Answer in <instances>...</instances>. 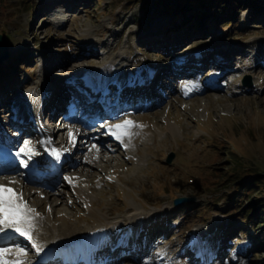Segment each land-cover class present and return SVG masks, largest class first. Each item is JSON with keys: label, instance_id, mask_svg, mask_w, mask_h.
I'll return each mask as SVG.
<instances>
[{"label": "rangeland", "instance_id": "1", "mask_svg": "<svg viewBox=\"0 0 264 264\" xmlns=\"http://www.w3.org/2000/svg\"><path fill=\"white\" fill-rule=\"evenodd\" d=\"M146 8L142 0H0V34L7 39L8 54L0 63L8 72L0 76V99L9 98L3 122L9 118V104L33 108L47 87L65 97L62 104L74 100L76 78L85 71L128 73L140 62L163 65L152 97L139 101L125 93L128 101L122 107L129 108L117 117L111 109L109 118H103L96 106L89 115L78 111L59 130L45 125L48 115L37 120L35 132L50 134L62 153H69L70 165L52 184H33L18 172H3L12 182L2 180L43 219L42 226L34 223L30 244L21 239L9 243V260L35 264L34 250L53 237L111 225L116 229L110 238L122 231L119 240L131 236L138 247L106 252L95 264H196L197 250L222 253L217 264H264L261 227H249L236 212L249 199H264V186L251 188V196L245 187L257 175L264 182V14L242 8L231 31L218 23L193 27L189 21L184 24L185 17L148 13ZM197 53L205 62H191L189 57ZM184 59L185 68L176 69ZM218 76L217 90L201 89L208 78ZM247 76L250 86L244 84ZM187 89L195 92L188 95ZM124 119L141 126L131 135L134 150L121 143L120 149L113 148L107 140L113 136L111 123ZM3 126V140L12 139ZM57 139L63 142L57 144ZM21 144L38 155L44 140L23 138ZM170 154L174 157L168 164ZM238 163L243 168L236 176L232 171ZM245 176L249 179L240 180ZM240 183L244 188L238 196ZM179 197L194 202L175 208L172 201ZM232 197L238 202L229 208ZM138 208L141 215H152L146 224L129 222ZM191 231L203 236L192 247Z\"/></svg>", "mask_w": 264, "mask_h": 264}, {"label": "bare ground", "instance_id": "2", "mask_svg": "<svg viewBox=\"0 0 264 264\" xmlns=\"http://www.w3.org/2000/svg\"><path fill=\"white\" fill-rule=\"evenodd\" d=\"M55 5H57V4H55ZM209 23H211V22H209ZM192 58H193V56H192ZM199 58L201 59L199 61L201 63L205 60L204 59L205 57H199ZM189 59L192 62L191 57H189ZM185 60L186 59L183 60V62H184L183 65H185V63L187 64V61H185ZM167 62H170V60L167 61ZM183 65H182V69L185 68V66H183ZM162 68H163V65H161V64H159V65L156 64L155 67L148 68V67L145 66V64L143 62H140V64L136 63V65H134V69L132 71H130L128 73H124L123 75L121 73H120L121 75L117 74L113 70L109 71V69L96 70V71H93V72H92V70L91 71H85L81 75H79L81 77L75 83L79 85L80 84L79 82H82L81 79L83 77H85V78L88 77V79L91 82H94L95 80L98 81V80H100L102 78H108V80H109L108 82H110V81L113 82L114 85H118L119 88H121L123 86H126V84L128 82H130L132 86H135L137 84H142L143 88H140V90L137 91L136 97H137V99L139 98V100H146V99L149 100V98L152 97L151 96L152 86H154L156 84V81L158 80L159 73L161 72ZM179 70H181V67L179 68ZM147 75H149V77H150L149 80L147 78ZM148 83L150 85L148 87L144 88V86H146V84L148 85ZM211 83H212L211 84L212 87L210 88V90H217L216 87L214 86L215 82L213 81ZM46 89H47L46 90L47 92L45 93V96H44L43 101H42L43 105H46V106H43L44 109L50 110L49 107L52 106V107H54L53 108L54 112H58V110L61 108L60 107L61 104L63 103V101H65V97H57L56 94H54V91H53L54 89L53 88L47 87ZM123 91L125 93H129L127 86H126V88L123 89ZM73 95H74V98H77V100H78V104H77L78 108L81 109V110H86L87 109L89 111L90 108H88V107H91L93 103H89V102L85 101L84 97L78 91H74ZM93 99L94 98H92L90 100L93 101ZM8 101H9L8 95H6L2 100L0 99V114H3L2 113L3 107L7 105ZM115 105H117V104H115ZM153 105L154 104L151 103L150 107H152ZM53 118L54 117H51L50 121H52ZM57 121H58V119L54 120L55 123ZM5 123L8 125L9 129L12 130L13 134L17 133V135H18L16 138L9 139L6 143L14 145L20 139H22V137L27 138V139L35 142L36 140H38L39 136L40 137L44 136L46 138L45 139V143H44V146H45L44 147V151L49 153V154H51V153H53L55 151L54 150L55 147H53V145H54L53 144V140L50 139V137H51L50 134L45 133V132L43 133L45 135H41L40 133L37 134L35 132V130L32 129V127H30L28 124H26V123H21L20 124L18 121H15V122L6 121ZM56 125L61 126V123H59V124L56 123ZM138 126H139L138 128L141 127L140 125H138ZM171 128H173V127H171ZM132 130H136L135 127L130 129V131H132ZM82 131L83 130H80V132H82ZM72 136H74V135H72ZM56 142L59 144V143H62L63 140L62 139H59V140L57 139ZM119 142H121L122 144L125 145L126 150H128V149L130 150L133 147V145L131 143V138L128 137V136L123 137L121 140H119ZM68 144L71 145V141H69ZM111 146H113V148L114 147L116 148V144L111 145ZM116 149H118V148H116ZM57 151H58V153L56 154V156H57V158L62 160L61 167H62V169H64L63 167H64L65 164H69L70 165V161H68L69 156L67 154H64V152L61 153L62 151L60 152L58 149H57ZM0 169H2V171L0 170V184H7V183L4 182L5 178H8L9 182H12V181H10V178L7 175H5L3 172L7 171V170H13V171H15V170L14 169H9V167H0ZM28 176H30L29 173H28ZM28 176H24L23 178L27 179L28 181H31L32 183H38V181H44V183L47 182L48 184H52V183H55L56 181H58V176L56 177V176H53V175H51L50 177H47V179H45V180H47L46 182H45L44 179L36 181V180H34L35 178H33V177L30 178ZM139 210H141V209L138 208V209L134 210L135 213L133 214L134 216L131 217V221L135 222L136 223L135 225H139L141 223L146 224L147 221L149 220V218H152L151 217L152 215L151 214H149V215H141L142 213ZM33 217H34L33 224L34 223H40L41 220H43L42 218L37 217L35 214H33ZM135 219H137V222H136ZM42 223H43V221L40 224L41 226H42ZM40 225H35V227L39 226L38 229H40V228L43 229ZM98 226H101V225H98ZM105 229H106V226H104V230ZM12 235L13 234L10 232L8 235L3 237L4 240H0V247L7 248V247H4V246H7L6 245L7 244V242H6L7 240H10L12 237H14ZM101 235H102V232L92 231V230L86 232V234H84L82 236L78 235L76 233H73V232L70 235H68L69 237H67V236H65V237L64 236H55L54 235L55 237L50 239L48 241V244L50 243V244L56 246L57 249L55 251L59 252V254H61V256H65V255L66 256H68V255L75 256V255H78L81 252L91 253V247H96V246L100 245L101 242L107 241V239H104ZM60 237H63V238H60ZM202 238H203L202 235H200L199 233H196L194 239L190 240V246L192 247L195 243L200 242L202 240ZM40 244H42V243H40ZM121 245L123 247H126L125 244H123V243ZM101 254L102 253L99 252V255H101ZM197 254L199 255L200 258H203L202 251L197 250ZM221 255H223V254L221 253ZM213 258H214V256H211L210 260H212ZM202 260L204 261V259H202ZM87 264H89V260L87 261Z\"/></svg>", "mask_w": 264, "mask_h": 264}, {"label": "trees", "instance_id": "3", "mask_svg": "<svg viewBox=\"0 0 264 264\" xmlns=\"http://www.w3.org/2000/svg\"><path fill=\"white\" fill-rule=\"evenodd\" d=\"M28 1V0H27ZM30 1V0H29ZM147 4L146 11L148 13L157 12L158 14H167L174 17H185V21H193L192 24H201V22H206L208 24L209 20H212L215 23V26L218 24L229 26L231 31H235L234 27L238 25V13L242 8L250 9L254 13L264 14V0H142ZM20 4H24L25 0H19ZM202 10V11H200ZM254 15H250V19H253ZM218 23V24H217ZM203 26V24H202ZM19 58V57H18ZM25 60V57L21 58V61ZM18 61H20L18 59ZM18 66H22L20 62L16 63ZM5 72L3 68H0V75L3 76ZM237 159V157L235 156ZM236 166H239L236 168ZM241 164L234 165L232 172H235L237 176V171L241 170ZM240 177L234 179V182H237L239 179H247ZM260 175L249 180H256L251 183V185H246V188L255 189L257 186H264V182L261 181ZM236 180V181H235ZM243 184V183H240ZM244 188L243 185L236 187V192L238 195ZM253 191H249V196ZM248 206L244 207L241 212L245 213L244 218L249 226L257 224L259 230V236L262 237L261 240L264 241V199L257 198L256 200H248ZM257 201V202H256ZM253 211V212H252Z\"/></svg>", "mask_w": 264, "mask_h": 264}, {"label": "snow or ice", "instance_id": "4", "mask_svg": "<svg viewBox=\"0 0 264 264\" xmlns=\"http://www.w3.org/2000/svg\"><path fill=\"white\" fill-rule=\"evenodd\" d=\"M139 127L134 125L131 120H125L122 124L114 126V131L111 133L117 140L128 136L130 129ZM71 133L69 134L71 139ZM22 152L30 151L28 146L21 150ZM23 163V161L21 162ZM34 210L27 207L22 196L13 188L0 185V233L6 230H12L21 237L31 240V233L34 227L33 224ZM11 254V249L0 247V264H23L20 259L9 260L7 257ZM19 255H24L23 251Z\"/></svg>", "mask_w": 264, "mask_h": 264}, {"label": "water", "instance_id": "5", "mask_svg": "<svg viewBox=\"0 0 264 264\" xmlns=\"http://www.w3.org/2000/svg\"><path fill=\"white\" fill-rule=\"evenodd\" d=\"M6 49H7V46H6L5 37L0 35V51H1L0 62H2L3 60L7 59V57H8ZM250 81H251L250 77L247 76V77H245L244 84H246L247 86H250L251 85ZM173 157H174L173 154H170L167 157L166 162L170 163L171 160L173 159ZM192 201H193V198L180 197V198L174 199L173 204H174V206H181L185 202H192Z\"/></svg>", "mask_w": 264, "mask_h": 264}]
</instances>
